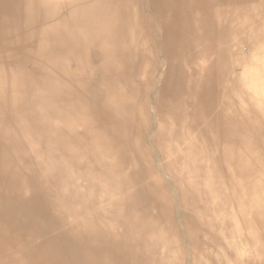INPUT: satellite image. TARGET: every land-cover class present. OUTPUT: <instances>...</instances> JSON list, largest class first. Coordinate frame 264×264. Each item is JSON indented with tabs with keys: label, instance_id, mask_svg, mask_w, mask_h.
<instances>
[{
	"label": "bare ground",
	"instance_id": "bare-ground-1",
	"mask_svg": "<svg viewBox=\"0 0 264 264\" xmlns=\"http://www.w3.org/2000/svg\"><path fill=\"white\" fill-rule=\"evenodd\" d=\"M0 264H264V0H0Z\"/></svg>",
	"mask_w": 264,
	"mask_h": 264
}]
</instances>
